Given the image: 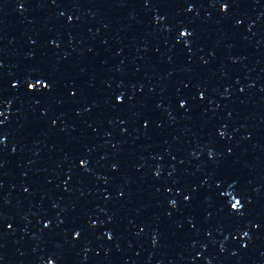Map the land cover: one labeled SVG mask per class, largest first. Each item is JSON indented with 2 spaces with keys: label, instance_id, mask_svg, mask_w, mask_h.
Wrapping results in <instances>:
<instances>
[{
  "label": "snow or ice",
  "instance_id": "6c2138e0",
  "mask_svg": "<svg viewBox=\"0 0 264 264\" xmlns=\"http://www.w3.org/2000/svg\"><path fill=\"white\" fill-rule=\"evenodd\" d=\"M237 203H239V201Z\"/></svg>",
  "mask_w": 264,
  "mask_h": 264
}]
</instances>
